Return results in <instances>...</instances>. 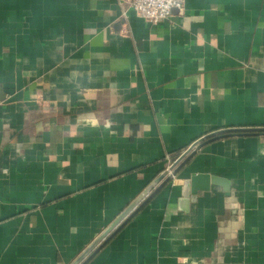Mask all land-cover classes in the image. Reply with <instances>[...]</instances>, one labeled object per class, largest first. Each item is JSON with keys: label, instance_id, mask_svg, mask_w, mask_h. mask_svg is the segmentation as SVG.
<instances>
[{"label": "crops", "instance_id": "crops-1", "mask_svg": "<svg viewBox=\"0 0 264 264\" xmlns=\"http://www.w3.org/2000/svg\"><path fill=\"white\" fill-rule=\"evenodd\" d=\"M120 2L0 0V264H71L192 143L264 127V0ZM85 264H264V135L196 150Z\"/></svg>", "mask_w": 264, "mask_h": 264}, {"label": "water", "instance_id": "water-1", "mask_svg": "<svg viewBox=\"0 0 264 264\" xmlns=\"http://www.w3.org/2000/svg\"><path fill=\"white\" fill-rule=\"evenodd\" d=\"M1 100V98H0ZM264 135V127H243V128H228L221 129L209 133L186 149L176 161L160 175L154 179L148 187L71 263V264H85V262L93 255L106 241H108L115 232L133 215L135 210L145 202L154 192L157 191L163 184L173 180L175 175L180 171L185 163L192 157L196 150H199L205 144L224 139L232 136H261ZM196 185V190L205 192L208 191L211 185H219L223 191L229 190L228 183L217 177L199 174L195 180H186L183 183L182 189L184 194H190L191 190ZM193 193V192H192ZM191 193V194H192ZM190 194V195H191ZM188 196V195H187ZM194 198V195H191Z\"/></svg>", "mask_w": 264, "mask_h": 264}, {"label": "built area", "instance_id": "built-area-1", "mask_svg": "<svg viewBox=\"0 0 264 264\" xmlns=\"http://www.w3.org/2000/svg\"><path fill=\"white\" fill-rule=\"evenodd\" d=\"M120 3L121 6L125 8L123 11L124 17L127 11L132 10L137 17L150 24L156 25L168 20L172 16L173 11H181L184 7L185 0H121ZM178 157L170 160L167 168H169Z\"/></svg>", "mask_w": 264, "mask_h": 264}]
</instances>
